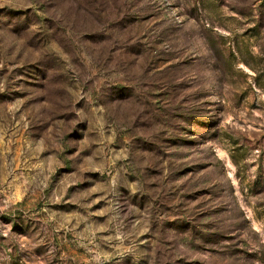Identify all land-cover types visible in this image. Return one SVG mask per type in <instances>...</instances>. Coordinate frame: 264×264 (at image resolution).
Wrapping results in <instances>:
<instances>
[{
	"label": "rangeland",
	"instance_id": "rangeland-1",
	"mask_svg": "<svg viewBox=\"0 0 264 264\" xmlns=\"http://www.w3.org/2000/svg\"><path fill=\"white\" fill-rule=\"evenodd\" d=\"M0 264H264V0H0Z\"/></svg>",
	"mask_w": 264,
	"mask_h": 264
}]
</instances>
